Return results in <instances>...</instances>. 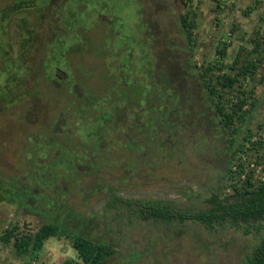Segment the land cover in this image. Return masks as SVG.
Masks as SVG:
<instances>
[{"label": "rangeland", "instance_id": "rangeland-1", "mask_svg": "<svg viewBox=\"0 0 264 264\" xmlns=\"http://www.w3.org/2000/svg\"><path fill=\"white\" fill-rule=\"evenodd\" d=\"M15 1L17 0H0V9ZM34 1L44 5V11L49 13L50 8L45 6V0ZM162 1L156 0L160 4L158 7L160 11H170L164 7V4H172V7L177 5L178 12L183 15L187 14L190 20L196 24L194 36L199 47L197 46L198 48L195 50V62L200 66L203 65L206 58H217V47L222 49L224 43L229 44V56L225 62L231 64L235 52L245 47L247 50H252L254 47L252 40L255 39L257 33H260L261 36L264 35V0H185V2L178 1V4L174 0H166L163 3ZM75 2L78 0H68V6L75 4ZM111 2L119 7L117 14H123L127 19L128 24L125 27L119 28L117 24L114 25V28H119L120 34L123 36L125 29L133 30L132 22L134 24L138 22L139 19L135 13H138L140 17L141 7L136 3V0H111ZM50 7L52 9V6ZM160 11L157 10L158 13ZM76 12L83 17L86 16L85 9ZM37 15V9L15 14L8 28L4 30L3 37L0 36L8 43L9 52L7 54L12 53V58L19 57L18 53L22 48L23 39L28 37L23 19L26 20V28L31 29L35 24ZM171 19L174 20L173 17ZM171 19L172 24L166 32L167 36L177 47H184L185 42L179 34L180 30L176 26V22ZM139 29L137 32L135 31V36L142 34ZM101 32L89 28L85 36V46H77L72 49L69 54L70 58L67 60L69 64L65 68L71 75L75 74L78 78L83 74L91 73L90 76L93 74L88 85L91 84L94 92L106 91L101 83L110 79L107 76L112 73L108 68L110 66L107 67V61L111 62L112 60L107 57L108 54L106 55L105 51L102 52L101 56L100 42L103 40ZM178 38L180 39L178 40ZM122 40L124 38L121 37ZM39 49L45 51L44 47H39L36 52ZM156 51L158 55L161 54L165 57L166 50L156 49ZM36 52L33 51L32 57L38 54ZM96 52H100V58L94 56ZM118 53H111L115 59V64L121 63L120 57H118L121 53L119 55ZM177 54L181 55V52L177 51ZM1 56L0 51V82H4L7 76H4L5 71ZM164 71L167 73V70ZM177 72V70L171 71L172 78H175ZM50 73L52 70L46 69L43 73L45 76H42L41 71L40 83L43 82L41 83L43 86L38 85L37 87L34 84L39 82L36 81L37 77L33 76V72H30V76L26 75L27 83L12 91L16 93L13 95L14 97L21 95L23 89H28V93L17 105L0 114V186L4 180H7V185L12 184L3 190L4 194L1 191L3 186L0 188L2 193L0 195V236L4 231L14 226L19 228V235H34L50 220L45 212L55 209L56 213L53 214L52 211L50 215L55 220L59 219L70 225L74 232L77 231L92 240L112 243V245L120 248V254L109 259L106 264H242L246 250L252 249L259 239L255 234L256 229H251L248 225H243L244 228L237 230L225 224L218 226L216 231H208L197 222L181 223L174 221L173 223H165L145 217H131L124 212L121 213L120 217L113 218L112 221L114 214L107 210L108 195L106 188L108 185L117 189L118 194L124 198L172 201L179 208H202L206 206L204 201L210 197L212 188H216L221 179L225 177V171L223 169L220 171L218 166L213 163L216 155H219L218 159L224 160V167L230 158V149L227 144L228 139L232 136L227 135L220 128H218L219 131L217 129L214 132L216 137L213 147L217 149V153L214 154L212 160L208 158L209 154L201 155L202 150L195 144L184 147L185 150L187 149L185 153H189V155L186 157V161L184 158L182 159L184 161L183 166L180 163L183 161H177V159H173L171 163V161L168 162L170 159H167L165 152L160 154L158 148L154 144L148 143L150 140L145 138L142 141L145 143H133L130 147L132 151H137L138 156V159L135 157L136 155L130 156L136 158L130 165L124 164L123 161L120 162L121 164H113L118 161H104L102 165L97 166L98 171L92 173L76 171L75 176H72L71 179L67 176L69 174L67 171H58V169L49 166L47 161H44L46 166L44 178H42L43 182L41 179H35L37 176L32 173L33 161H18L24 152L22 149L23 141L27 136L25 132L23 134V126L28 127L27 123L23 121V117L28 111L29 117L35 120L40 114L36 107L38 99H41L42 95L50 99L58 93H56V89L47 87L45 84V79L51 75ZM215 73L216 75L219 74L217 71ZM54 74L52 73L51 76ZM242 83L248 90L255 88V97L258 102L253 110L251 104L246 107V110H252V113L247 123L244 126L237 124V128L241 132L253 130L249 138L250 143L261 142L264 144V60L259 63L255 78L253 80L248 78ZM250 102L252 103V100ZM194 103L197 104V102L189 101L188 106L197 110V105ZM1 106L3 105L0 104ZM47 117L45 120L50 122V118L47 119ZM47 124L49 123H45V125ZM262 124L263 128L260 129L259 126ZM18 127L19 129H17ZM163 129L157 131L158 136ZM179 133L183 134L184 131ZM154 134L156 135L155 132ZM250 143H248V147H251ZM144 154L147 161H142L145 160ZM26 156L29 158L32 155L28 153ZM260 156L261 159L257 156L248 158L246 154H243L238 158V161L244 163L242 180L251 177L253 185L264 184L262 181L264 151L261 152ZM139 158L142 160L138 161ZM236 165L235 163L233 165L234 171L237 169ZM171 167H173V172L169 175L170 173L167 172L170 171ZM140 168L141 172H138ZM258 169H261L259 173L257 172ZM55 173L57 177L54 179ZM127 177L131 179L125 182ZM19 178H22L21 181L19 180L20 185L15 186V180L18 181ZM237 182L234 179L228 182L222 196H230L233 193L231 185L237 184ZM22 189H27L31 194L25 204L23 202L25 199L23 201L19 199L22 197ZM9 194L10 200H8ZM42 194L45 195L47 203L48 200H51L49 206L46 202L44 207L37 202V198H40ZM193 195H199V198L193 201L189 200L188 197ZM246 228L251 232L249 235L245 233ZM125 237L129 238L125 239ZM13 243L14 240L9 245L0 241V264L80 263L72 240L67 237L49 239L37 258H32L30 254L19 255ZM132 253L136 255V258H131Z\"/></svg>", "mask_w": 264, "mask_h": 264}, {"label": "trees", "instance_id": "trees-1", "mask_svg": "<svg viewBox=\"0 0 264 264\" xmlns=\"http://www.w3.org/2000/svg\"><path fill=\"white\" fill-rule=\"evenodd\" d=\"M165 1L163 0L162 3ZM174 1L177 4L178 1L185 2V0ZM45 3V6L50 8L49 13L46 10L44 11V5H40L39 2L34 0H17L11 5L0 9V36L5 34L4 30L8 28L15 14L28 10H38L35 24L31 29L26 28L27 23L23 19L28 37L23 39L18 58H12V53L7 54L9 45L0 37L4 76H7L4 82H0V104L3 105L0 107V114L17 105L28 93V89H26L25 93L14 97L13 95L16 93L12 91L27 83L26 75L30 76V72H33V76L37 77L36 81L40 82L41 71L42 74L46 69L52 70V73H56L58 68L63 71L66 68L64 64L67 62L64 56H68L72 49L77 46H85V36L89 28L102 31L101 56L102 52L105 51L104 53L108 54L107 57L112 60L111 62L107 61V67L110 66L108 68L112 71L107 78L118 79L120 83L122 80L127 79L126 83L130 86L133 84L135 77L141 75L139 72H142L143 78L146 77L145 84H148L149 81L147 75L160 80L166 79L168 81L169 79L172 86L170 92L175 99L172 103L173 108L180 116L184 115L185 108L183 107L184 101L180 98L181 91L179 87L183 86L182 82L195 85L196 88L192 87L196 91L198 90V94L205 96L203 99L207 101L206 105L213 110L218 128L225 131L227 135L232 136L228 139L230 158L227 172H225V177L221 179L220 184L216 188H212V196L204 201L206 206L202 208H179L172 201L136 200L124 198L118 196L115 192H111L108 194L110 201L107 208L110 213L114 214L111 220L120 217L121 213L124 212L128 216L131 215V217L146 214L156 221L165 223H173L174 221L181 223L197 222L208 231H216L218 226L225 224L237 230L244 228L243 225H248L249 228L256 229L255 234L259 239L252 249L246 250L242 264H264V184L253 185L251 177L242 180L244 163L238 161V158L243 154H246L248 158L257 156L261 159L260 154L264 151V144L261 142L250 143L249 138L253 130L241 132L237 128V124L244 126L247 123L258 102L255 97V88L248 90L242 81L248 78L253 80L259 69V63L264 60V35L261 36L260 33H257L255 39L252 40L254 45L252 50H247L245 47L235 52L231 64L225 62L229 56V44L224 43L222 49L217 47V58H206L203 65L199 66L195 62V50L199 47L194 36V30L197 26L187 14L183 15L178 12L177 5L172 7V4H164V7L171 11L164 12L160 11L158 8L160 4L156 0H136V3L141 7L140 17L138 13H135L139 20L135 24L131 23L134 27L133 30L125 29V35L122 37L124 40L121 41V37H117L115 33L122 26L125 27L128 22L125 15L117 14L119 7L113 5L111 0H93L90 2L78 0L73 4L74 7L73 5L68 6V0H45ZM50 6H52V9ZM84 9L86 10V16L84 17L76 12ZM157 10L160 12L158 13ZM151 14L153 16L149 18ZM172 17L174 20L171 19ZM170 19L176 22V26L181 31V38L184 39L186 45L184 49L187 53L182 47L179 46L178 48L185 53L182 58L186 63L183 71L178 67L176 68L175 65L166 66V62L172 59L173 61L176 60L175 53L168 52L171 57L168 54L165 60L157 55L158 52L155 49V53L153 52V48L157 45L154 40L161 39L163 42L168 37L166 32L172 24ZM115 24L119 28H114ZM138 28H140L139 31L142 34L135 36V31L137 32ZM160 34L161 37H157ZM165 46H169L171 49L175 47L167 41ZM39 47H44L45 51L39 49L36 52ZM128 49L133 50V59H131ZM33 51L38 53L34 57H32ZM113 52H119L118 55L121 53L118 56L121 63H114L115 59L111 55ZM96 55L94 56L100 58V52H96ZM256 57L257 59H255ZM122 64L127 67L126 71H122ZM164 70H167V73ZM173 70L174 72L178 71L177 74L175 73V78H172L171 71L173 72ZM216 71L219 74L216 75ZM52 73L50 74L52 75ZM34 85L37 87L39 83ZM47 87L53 88L49 85ZM190 93H192L189 98L191 101L194 91ZM157 94L159 93L157 92ZM250 104L252 110L248 111L246 107ZM194 105H198V103H194ZM192 109L195 110V108ZM259 128L262 129L263 124ZM248 143L251 144V147H248ZM234 163L237 164L236 171L233 169ZM232 179L238 181L237 184L231 185L233 193L228 197H223L222 193L227 188V183L231 182ZM6 181L4 180V183L1 184L3 194V190L7 188ZM1 191L0 195L2 194ZM198 196L193 195L188 198L193 201L198 199ZM8 200L10 199L8 198ZM49 202L51 203V200H48V206L50 205ZM52 211L53 214L56 213L55 209L45 212L50 220L36 234L19 235V228L14 226L4 231L0 236V241L9 245L14 240V248L19 255L30 254L32 258H37L49 239L67 237L72 240L73 247L78 253L80 260L78 264H106L109 259L120 254V248L112 245V243L89 239L77 231L74 232L70 225L62 220H55L50 215ZM245 233L249 235L251 232L246 228ZM128 238L125 237V239ZM132 254L130 255L131 258H136V255Z\"/></svg>", "mask_w": 264, "mask_h": 264}, {"label": "flooded vegetation", "instance_id": "flooded-vegetation-1", "mask_svg": "<svg viewBox=\"0 0 264 264\" xmlns=\"http://www.w3.org/2000/svg\"><path fill=\"white\" fill-rule=\"evenodd\" d=\"M152 16L151 14L149 18ZM115 35L123 37L120 31H117ZM157 37L161 36L157 35ZM165 39L163 42L161 39L158 41L154 40L157 45L153 48V52L154 49L166 50L165 57L159 54L165 60L169 53H175L177 56L176 60L173 61L172 59L166 62V66L175 65L176 68L178 67L183 71L186 63H184L182 58L185 53L173 44L170 37ZM166 41L175 47L171 49L169 46H165ZM184 47L182 48L184 49ZM127 51L131 55V59H133V50L128 49ZM177 51H180L181 55L177 54ZM184 51L187 53L185 49ZM169 56L171 57L170 54ZM64 58L69 60L70 56H64ZM68 64L69 62L67 61L64 65L67 67ZM121 68L122 71L127 70L124 64L121 65ZM90 74L79 75V79L75 74L71 75L67 69L62 71L58 68L54 76L48 75L45 79L46 86H52L58 93L50 97L51 100L45 98L44 95L41 96V99H38L36 107L40 114L35 120L29 117L28 111L24 115L23 121L27 123L28 127L23 126V134L25 132L27 136L23 141L24 146L22 149L24 152L18 161H33L32 173L37 176L35 179H41L43 182L42 178H44L46 166L44 161H47L49 166L58 169V171H67L69 173L67 176L71 177V179L72 176H75L76 171L88 173L98 171V167L104 161H118L112 162L113 164H121L120 162L123 161L124 164L130 165L133 160L138 159L137 151H132L130 147L133 143H145L142 142L145 138L150 140V142L147 141L148 143H152L158 148L160 154L165 152L167 159H170L168 162L171 161V163L173 159L183 161L182 159L184 158L186 161L189 153H185L187 149L185 150L184 147L189 145L197 144L202 150L200 154H209L208 158L210 160L217 153V149L213 147L216 137L214 132L218 129L217 119L214 118V112L210 109V106L206 105L207 101L203 99L205 96L197 93L198 90L196 91L195 85L182 82L183 86H178L181 91L180 98L184 101L183 107L185 108L184 115L180 116L173 108L172 103L175 99L170 92L172 86L170 85L171 82L168 84L169 79L168 81L166 79L160 80L147 75V80L149 81L147 82L148 84H145L146 77L143 78L142 72H139L141 75L135 77L131 86L126 83L127 79L122 80L120 83L118 79L110 78L101 83L106 91L94 92L91 84L88 85L93 76V74L92 76ZM41 83L39 82V85ZM40 86L43 85L41 84ZM22 91V93H25L26 89ZM189 91H194L191 101L198 103L197 111L192 110L188 106L189 98L192 94ZM194 98L197 99L195 100ZM46 117L47 119L50 118V122L45 120ZM45 123L49 124L45 125ZM162 128L164 129L158 136L157 131ZM180 131H184V133L180 134ZM227 146L229 145L227 144ZM28 153L32 155L29 158L26 156ZM132 155H136V158H131L130 156ZM216 156L213 162L214 165L218 166L220 171L223 169L227 172L229 160H227L224 167V160L218 159L219 155ZM143 157L145 160L139 158L138 161H147L145 154ZM180 163L183 166L184 161ZM138 172H141V168ZM172 172L173 167L167 173L171 175ZM130 173L132 174L133 172L131 171ZM26 174L28 175L29 173L27 172ZM56 177L57 174L55 173L54 179ZM21 179L15 180V186L20 185L19 180L21 181ZM130 179V177H127L124 180L126 182L130 181ZM58 180L60 181L59 177ZM21 192L22 197H19V199L21 201L25 199L23 201L25 204L31 194L27 189H22ZM111 192H115V194L120 196L117 189L108 185L106 194L108 195ZM212 194L211 192L210 197ZM45 199V195L42 194L40 198H37V202L44 207ZM130 199L139 200L140 198ZM109 201L110 197L108 195ZM141 217L155 220L146 214L139 216V218Z\"/></svg>", "mask_w": 264, "mask_h": 264}, {"label": "built area", "instance_id": "built-area-1", "mask_svg": "<svg viewBox=\"0 0 264 264\" xmlns=\"http://www.w3.org/2000/svg\"><path fill=\"white\" fill-rule=\"evenodd\" d=\"M252 166L254 167V165H252ZM234 169H235V167H234ZM260 170H261V169H258V171H257V172L259 173V172H260ZM262 181L264 182V173H263ZM251 182L253 183V180H251Z\"/></svg>", "mask_w": 264, "mask_h": 264}]
</instances>
